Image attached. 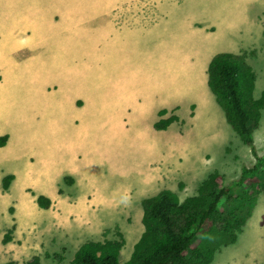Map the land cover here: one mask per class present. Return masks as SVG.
I'll return each instance as SVG.
<instances>
[{
  "label": "rangeland",
  "instance_id": "rangeland-1",
  "mask_svg": "<svg viewBox=\"0 0 264 264\" xmlns=\"http://www.w3.org/2000/svg\"><path fill=\"white\" fill-rule=\"evenodd\" d=\"M115 13L126 16L117 24ZM157 16V36L119 47L122 38L129 39L132 24L146 32ZM125 19L129 27L121 26ZM18 31L31 38L24 44L15 35ZM0 36L5 38L0 44V136L7 137L0 146V167L14 171L31 158L30 174L40 181L28 185L41 191L44 185L50 200L38 214L23 209L20 218L33 229L28 234L21 229L20 240L18 235L3 243L0 230V264H25L35 255L40 264H71L83 243L117 238V231L125 240L118 257L123 264L143 231V199L168 189L183 200L196 193L210 170L223 173L228 185L243 166L253 165L249 147L221 119L223 111L207 84V66L216 54L246 52L256 75L252 95H261L264 0H0ZM112 41L117 42L114 48ZM82 58L85 63L78 66ZM93 60L98 62L94 66ZM127 78L133 96L122 101L127 91L120 86ZM51 95H59L53 113L61 119L48 124L46 99ZM72 98H78L74 114L69 111ZM106 99L117 115H122L121 106L138 102L163 104L159 110L166 113L159 116V110L147 109L141 116L122 115L128 133L115 125L120 134H104L112 141L95 142L100 131L94 128L102 129L107 122L109 129V118L116 114L96 111L89 118L88 111ZM261 113L253 132L259 155L264 154ZM171 115L177 120L167 129L154 128V122ZM74 154L79 158L69 162ZM73 171L84 188L103 192L93 190L91 197L75 200L58 197L60 188L69 194V180L62 173ZM95 196L97 203H91ZM252 214L251 225L248 221L236 242L218 250L210 264H264V193Z\"/></svg>",
  "mask_w": 264,
  "mask_h": 264
},
{
  "label": "trees",
  "instance_id": "trees-1",
  "mask_svg": "<svg viewBox=\"0 0 264 264\" xmlns=\"http://www.w3.org/2000/svg\"><path fill=\"white\" fill-rule=\"evenodd\" d=\"M247 57L246 52L214 55L207 66V84L225 121L249 147L255 159L253 165L243 166L239 177L228 185H225L224 174L212 169L198 184L196 193L183 200L168 189L143 199V231L123 264H210L218 250L236 242L247 224L257 197L264 190V154H257L253 138L262 118L261 110H264V89L258 98L253 97L256 75ZM165 113L166 109L159 110V116ZM175 120L177 117L171 115L157 120L153 126L165 130ZM6 139V136H0V146ZM11 178V175L3 178L4 189ZM63 179L72 182L69 176ZM36 201L41 208L50 205L49 198L44 195H38ZM11 232L12 228L3 235V243L10 240ZM124 244L119 231L114 239L86 241L71 264H120L118 257ZM45 256L51 257L49 253ZM52 258L62 259L60 254H54ZM25 264H40L39 257L35 255Z\"/></svg>",
  "mask_w": 264,
  "mask_h": 264
},
{
  "label": "crops",
  "instance_id": "crops-1",
  "mask_svg": "<svg viewBox=\"0 0 264 264\" xmlns=\"http://www.w3.org/2000/svg\"><path fill=\"white\" fill-rule=\"evenodd\" d=\"M5 6L6 5H4L3 7H5ZM112 7L113 6H111L110 8H112ZM103 14L108 15L109 12L106 11ZM124 16H126V14L115 13V17H114L115 22L118 24L119 22L123 21ZM142 17H141V19H142ZM128 21H129V19H125V26L124 25H121V26L122 27H129ZM139 22H140V20L137 22H134V20H133V23H139ZM116 23H114L113 25L117 28L118 25ZM160 23H161V20L158 16L156 19H151L150 29L147 28L146 32L137 31L135 29L134 25L132 24L131 28L128 31V35H126V37L129 36V39H126V38L121 39L120 38L122 40V43L119 44L120 45L119 47L125 48L126 46H131L134 39H136V40L142 39L145 42L144 37H146V36L148 37L150 35L151 36H153V35L157 36V34H158L157 29H158V26ZM15 35H17V36L19 35L20 39L23 41L24 44L31 38V34L23 33L22 31H18ZM123 40H125V41H123ZM4 43H5V38L0 36V44H4ZM116 44H117V42H116ZM116 44L112 41L113 48L116 46ZM117 51L118 50H113V53H117ZM84 63H85V58H82V59L78 60L76 64L78 66H81ZM96 63H98V62H95L93 60L92 66H94ZM136 74H138V70L136 71ZM123 76L128 77V74L123 75ZM127 80H128V78L124 79L123 80L124 84H122L120 86V89L122 91H127L126 93L122 94V101L128 100L133 96V94L127 90L128 84L125 83ZM175 95H176V93H175ZM175 95L173 94L172 96H175ZM1 96H2V94H1V81H0V97ZM172 96L164 97L162 100L163 101L165 99L170 100V97H172ZM58 97H59V95H51V96L47 97V99H46V103H49V104H47V109H46L47 114L49 116L48 124L61 119L60 116L58 118V115L54 116L55 113H53L55 110L54 99H56ZM77 99L78 98H72L71 102H70L72 110L69 109V111H71L73 114L76 111L75 103L77 102ZM50 102H51V104H50ZM85 103H87V102H85ZM162 105L163 104L158 103L156 105L151 106V105H148V102L146 104L138 102L135 105H124L126 108H123L121 106L119 113L124 115V117H126L128 115L141 116L144 114V112L147 109H152V110L158 111ZM130 108H132V109L130 110ZM93 109H95V110L93 111ZM93 109H90L88 111L89 112V118L94 116L96 111H98V112L108 111L113 115L116 114L115 118H109V121L111 122L109 129H107V125H108L107 122L103 126L102 129L94 128L95 130L100 131V135L96 136L93 139L95 142H98V140H99V142H104V141L110 142V141H112L113 138H110V137L104 138V134H106L107 131H108V136L113 135L116 137L117 134H120V131L116 130L114 128L115 125H120L121 127H126L125 131H126V133H128L129 125L124 124V121H127V120H125L122 115H117L118 112H116V110H114L112 105H110L109 100L106 99V101L102 102L101 106L98 109L94 108V107H93ZM220 113L222 114L221 111H220ZM58 114H62V111L58 112ZM221 119H223V121H224V116H223V118L221 117ZM93 127H96V125H93ZM135 131H138V130H135ZM161 131H163V130H161ZM138 136L139 135H137L136 137H138ZM148 137L149 138H155V135H151ZM135 139L138 141V143H141L140 139H137V138H135ZM85 155H87V153H85ZM78 158H76L75 154H74V155L69 156L68 160H69V162H72L74 160H77ZM30 160H31V158H29V161L26 158L24 160H22L20 167L14 171L13 170H6L4 167H0V206L2 203V211H0V230L3 234H5V232L8 229L14 227L13 232L10 234V240L11 241H13L16 236L21 235V229L25 228L26 234H28L30 232V230L33 229V226L31 224H29L28 222H26L25 220L20 218V213L23 212V209H27V210L31 211L32 214H33V212H35V214H38L37 210L39 211L41 209V207L38 206L36 198L38 195H45V193H47V190H46L44 185H40L44 191L29 187L28 184H32L31 182L37 183L40 181L39 177L32 176L30 174L31 164H32V162ZM63 162H66V161H63ZM87 170H88V168L81 169L82 172L87 171ZM90 170H92V169L90 168ZM44 173H46V171ZM62 174L65 176H68V175L73 176V178H72V183H68V185H65V186H67V188H69V194H65L63 189L60 188L59 193H58L59 194L58 197H64V198L69 197V198H72L73 200H75L76 197L89 198L93 194V190H100L98 187H93L91 189L84 188L82 186V184H85V183H83L82 179L80 180L77 178V176H79V175L76 174V171H75V173H74V171L71 172V174L65 173V172H63ZM6 175H12L13 177H12V180L9 182L8 187L6 189H4L3 185H2V179ZM91 181L92 180H89V182H91ZM87 184H89V183H87ZM96 184H98V183H96ZM102 189H103V187H102ZM71 190H78L79 192L77 195H74V194H71ZM103 190H105V189H103ZM102 192L103 191L100 190V193H102ZM96 198H97V196L94 197V199L91 201V203H97ZM79 202L82 205L83 202L82 201H79ZM69 204H72V206H73V204H75V201H74V203H69ZM9 208H12V211H9ZM43 209H45V208H43ZM71 211H73V210H71ZM20 239H21V236H20L19 240ZM2 242H3V235H2Z\"/></svg>",
  "mask_w": 264,
  "mask_h": 264
},
{
  "label": "clouds",
  "instance_id": "clouds-1",
  "mask_svg": "<svg viewBox=\"0 0 264 264\" xmlns=\"http://www.w3.org/2000/svg\"><path fill=\"white\" fill-rule=\"evenodd\" d=\"M214 169H215V168H214ZM262 193H264V190H263ZM258 197H259V196H258ZM258 197H257V200H258ZM256 202H257V201H256ZM252 215H253V214H252ZM252 215H251V217H250L249 220H248V221H249V224H250V222H251V220H252V219H251V218H252ZM262 220H263V219H262ZM262 220H260V224H261V225L264 224V222L262 223ZM250 225H251V224H250ZM10 229H11V228H10ZM8 230H9V229H8ZM12 230H13V227H12ZM6 232H7V231H6ZM6 232H5V233H6ZM11 233H12V232H11ZM117 233H118V231L116 232V235H117ZM106 234H107V233H106Z\"/></svg>",
  "mask_w": 264,
  "mask_h": 264
}]
</instances>
